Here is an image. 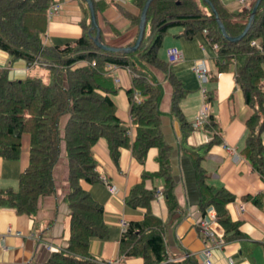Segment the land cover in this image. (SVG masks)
Returning a JSON list of instances; mask_svg holds the SVG:
<instances>
[{
    "label": "trees",
    "instance_id": "16d2710c",
    "mask_svg": "<svg viewBox=\"0 0 264 264\" xmlns=\"http://www.w3.org/2000/svg\"><path fill=\"white\" fill-rule=\"evenodd\" d=\"M94 12L107 5L106 0H91ZM146 0H132L138 9L132 13L118 4L121 13L138 27L140 11ZM216 17L224 27L222 33L215 14L206 0H150L146 9L149 19L137 48H126L134 41L103 50L93 41L96 27L90 22L88 7L80 25V35L62 46L44 44L48 7L52 0H0V50L14 59L22 58L28 66L47 67L49 77L26 73L13 77L7 67L0 68V156L19 157L21 140L28 137V162L19 172L15 188L0 189V206H8L17 213L32 216L39 200L55 193L54 167L62 142L67 159L68 190L63 200L69 208V236L66 244L51 251L49 258L35 264H97L88 252L92 236L106 237L108 227L103 220V207L90 192L80 186L82 178L88 182L101 178L91 146L99 137L107 140L110 157L116 161L120 147L130 148L134 157L143 162L148 147L155 146L159 167L156 172L141 171V181L130 186L125 203L145 210L141 218L126 221L118 244L119 256H140L144 264H199L193 254L182 250L180 254L168 252L164 240V221L150 210L154 189L146 188L143 178L162 177L161 193L168 208H178L171 174V145L165 140L161 127L159 102L163 94L162 80L155 69L163 71L172 84L169 113L180 124V142L183 144L193 125L186 120L178 101L185 90L170 70L173 62L159 58L157 51L162 37L172 26L180 29L175 35L192 38L203 28L214 50L213 62L217 72L232 66L236 85L252 112L245 120L242 155L264 179V0H259L249 21L255 0L249 7L228 10L221 0H208ZM86 2V1H85ZM248 25L244 35L237 36ZM99 40L101 34L99 31ZM260 38V42H252ZM135 40V39H134ZM124 67L130 72V86L125 90L129 106L130 124L116 115L112 94L117 85L106 64ZM29 69V67H28ZM46 69V68H45ZM208 81H213L210 73ZM213 88L207 89L206 100ZM206 126L217 129L212 115ZM179 142V144H180ZM194 170L197 204L201 213L214 209V220L223 228L224 241L240 237L237 221L233 220L226 204L234 194L224 186L207 182L201 160L206 146H182ZM258 203L256 195H245Z\"/></svg>",
    "mask_w": 264,
    "mask_h": 264
},
{
    "label": "crops",
    "instance_id": "0c3cea01",
    "mask_svg": "<svg viewBox=\"0 0 264 264\" xmlns=\"http://www.w3.org/2000/svg\"><path fill=\"white\" fill-rule=\"evenodd\" d=\"M107 5L95 12L101 39L113 46H123L134 41L138 27L120 12L117 4L132 12H137L132 0H106ZM230 11H237L247 4L248 0H221ZM58 7L50 10L47 16L46 32L42 38L44 44L62 46L78 37L82 31L80 21L86 16L85 0H52ZM89 12V10H88ZM90 19V18H89ZM180 27H170L163 35L157 54L166 61V50L170 46L179 48L182 57L173 62L170 70L180 86L185 90L178 101L184 118L192 123L198 108L206 103L209 115L216 122L217 129L203 124L193 127L182 144L180 124L176 117L169 113L172 95V84L161 70L155 69L157 77L162 80L163 94L159 102L162 112L160 127L162 134L172 147L170 162L174 179V193L178 208L168 211L164 195L161 193L162 177L152 175L143 178L146 188L154 189L150 200L151 212L164 221V240L168 252L180 254L186 250L193 254L198 263L203 260L202 250L211 247L208 264H264V179L253 169L242 155L241 148L245 138V120L251 114V107L244 101L241 89L236 85L232 66L227 71L217 72L213 62L214 50L201 30L192 38H184L178 33ZM260 42V38H256ZM8 55L0 50V62H7ZM202 60L211 74L213 81L202 86L193 72L194 61ZM9 63V62H8ZM8 73L13 77H23L29 72L26 62L18 58L9 63ZM3 67V65H1ZM117 90L112 94L116 105V115L130 124L128 113L129 101L126 89L130 86V72L124 67L106 64ZM46 70H42L45 73ZM210 99L206 100L207 89ZM208 94V93H207ZM205 95V97H204ZM134 126L129 135L133 138ZM264 142V129L261 132ZM180 142V144H179ZM206 146L207 150L201 160L206 170V180L216 186H224L234 194L226 204L231 218L238 223L240 237L224 241L223 228L214 220V209L207 208L212 215L210 229L214 240H222L220 247L211 239L202 236L198 220L202 213L197 204V188L194 170L189 156L182 146ZM96 160L99 176H104L112 188L100 179L88 182L80 179V186L90 192L91 196L103 207V220L108 227L106 237L92 236L89 239L88 252L97 264H144L140 256L120 258L119 239L122 232L121 221L141 218L144 207H131L125 203V196L130 186L141 181V171L156 172L159 164L155 155L157 148L148 147L144 161L139 162L130 148L120 147L116 161L109 154L107 140L99 137L91 146ZM28 162V137L22 136L21 148L17 159H6L0 156V189L15 188L19 172ZM67 159L62 142L60 157L54 167L55 193L43 196L35 213L30 216L17 213L14 208L0 206V264H35L46 261L52 250L66 244L69 236V208L63 197L68 190ZM245 195L259 199L254 203ZM242 206V207H240ZM102 262V263H100Z\"/></svg>",
    "mask_w": 264,
    "mask_h": 264
},
{
    "label": "built area",
    "instance_id": "2783aa9c",
    "mask_svg": "<svg viewBox=\"0 0 264 264\" xmlns=\"http://www.w3.org/2000/svg\"><path fill=\"white\" fill-rule=\"evenodd\" d=\"M245 6H248V4H246ZM57 7H58L57 3H52L48 9V13L50 12V10L56 9ZM202 31L205 33L206 29L203 28ZM252 42H255V41L253 40ZM166 55H167V60L169 62H175L182 57V52L179 48L175 46H170L166 50ZM191 68L193 72L196 74L198 80L201 82V86H202L208 80V76H209L208 68L206 67L205 63L202 60L194 61L191 65ZM201 91L205 94V87L202 86ZM208 115L209 113H208L207 104L206 103L201 104V106L198 108L196 115L193 118L192 125L193 126L201 125L205 120H207ZM101 179L107 184L109 190H111L112 188L107 183L106 178L104 176H101ZM212 218L213 216L209 215L207 212L205 214H202L200 219L198 220L199 230L204 238L211 239L214 245H216L217 247H220L223 241L214 240L212 237V231L210 229ZM121 225H122V230H123L125 227V221H121ZM202 255H203V260L201 264H208L209 257L211 255V247L209 246L204 247L202 250Z\"/></svg>",
    "mask_w": 264,
    "mask_h": 264
},
{
    "label": "water",
    "instance_id": "95a60500",
    "mask_svg": "<svg viewBox=\"0 0 264 264\" xmlns=\"http://www.w3.org/2000/svg\"><path fill=\"white\" fill-rule=\"evenodd\" d=\"M86 3H87V6H88V10H89V15H90V22L96 27V30H95V33L93 35V41L95 42V44L100 47L101 49L103 50H115L116 49V46H113V45H110V44H107L105 42H101L99 40V27L97 25V22H96V17H95V12H94V9H93V5H92V1L91 0H85ZM150 0H146L141 11H140V20H139V24H138V29H137V34H136V37H135V40H134V43L130 46H126V48H137V46L139 45V42L142 38V35H143V31H144V26H145V18H146V9H147V6H148V3H149ZM208 2V4L210 5L212 11L214 12L215 14V11H214V8L212 6V4L206 0ZM258 1L259 0H255L253 6H252V9H251V12H250V16H249V21L251 20L253 14H254V11L256 9V6L258 4ZM215 17H216V14H215ZM216 20L217 22L219 23V26H220V29L222 31V33L225 35V30H224V27L223 25L221 24L220 20L218 19V17H216ZM248 28V25L245 26V28L235 37H229L230 39H239L241 38L245 31L247 30Z\"/></svg>",
    "mask_w": 264,
    "mask_h": 264
},
{
    "label": "rangeland",
    "instance_id": "374dc122",
    "mask_svg": "<svg viewBox=\"0 0 264 264\" xmlns=\"http://www.w3.org/2000/svg\"><path fill=\"white\" fill-rule=\"evenodd\" d=\"M89 18H90V15H89ZM148 23H149V19H147L146 23H145V32L148 31ZM173 27H178V26H173ZM7 55H8L7 62H5V64L0 62V66L3 65V67H7L9 69V66H8L9 63L13 62L14 60H17L18 58L14 59L11 55H9V54H7ZM44 68H46L45 69L46 72L42 73V70H44ZM29 69H30L29 73L41 75L42 78H46V79L49 77V72L47 73V67H44L43 65L34 64L31 67H29ZM24 135H26V134H24Z\"/></svg>",
    "mask_w": 264,
    "mask_h": 264
}]
</instances>
